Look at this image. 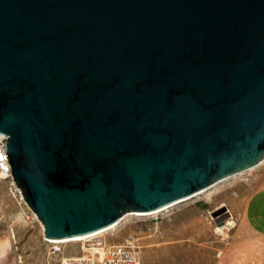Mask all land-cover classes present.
Returning a JSON list of instances; mask_svg holds the SVG:
<instances>
[{
	"label": "water",
	"instance_id": "water-1",
	"mask_svg": "<svg viewBox=\"0 0 264 264\" xmlns=\"http://www.w3.org/2000/svg\"><path fill=\"white\" fill-rule=\"evenodd\" d=\"M0 139L49 240L253 168L264 0H0Z\"/></svg>",
	"mask_w": 264,
	"mask_h": 264
},
{
	"label": "rangeland",
	"instance_id": "rangeland-1",
	"mask_svg": "<svg viewBox=\"0 0 264 264\" xmlns=\"http://www.w3.org/2000/svg\"><path fill=\"white\" fill-rule=\"evenodd\" d=\"M262 196L264 163L157 213L126 214L101 236L115 242L138 237L143 264H264ZM249 199L257 201L255 209L243 219ZM221 206L227 211L213 218ZM82 244L46 242L42 224L20 215L7 181L0 180V264H59L63 250L78 252Z\"/></svg>",
	"mask_w": 264,
	"mask_h": 264
},
{
	"label": "built area",
	"instance_id": "built-area-1",
	"mask_svg": "<svg viewBox=\"0 0 264 264\" xmlns=\"http://www.w3.org/2000/svg\"><path fill=\"white\" fill-rule=\"evenodd\" d=\"M0 180L7 181L9 193L20 206V215L27 220H38L35 213L25 203L21 188L11 177L5 145L1 139ZM82 240L85 241L88 252L79 256H65L60 264H141L137 246L133 242L107 244L101 233L90 235Z\"/></svg>",
	"mask_w": 264,
	"mask_h": 264
},
{
	"label": "crops",
	"instance_id": "crops-1",
	"mask_svg": "<svg viewBox=\"0 0 264 264\" xmlns=\"http://www.w3.org/2000/svg\"><path fill=\"white\" fill-rule=\"evenodd\" d=\"M262 163H264V159L260 162V163H258L256 166H254V167H257V166H259V165H261ZM253 167V168H254ZM253 168H250V169H253ZM209 189V188H208ZM207 190V189H206ZM262 199H264V196H262V197H260V201H262ZM258 200V201H259ZM264 201V200H263ZM262 201V202H263ZM256 200H254V199H249L248 200V203H247V205H246V207H245V209H244V213H243V219L245 218H247V214H248V216H249V214L251 213V211L253 210V209H255L254 207H255V205H256ZM262 209L264 210V202H263V206H262ZM159 212V211H158ZM250 212V213H249ZM157 213V212H156ZM153 214V213H152ZM125 217V216H124ZM123 217V218H124ZM248 219H249V217H248ZM121 220H123V219H121ZM121 220L119 221V222H117L116 224H114L113 225V227L111 226L110 228H108V229H106L105 231H107V230H109V229H113L116 225H118L120 222H121ZM154 223V222H153ZM154 227V226H153ZM152 227V228H153ZM156 228V227H155ZM261 231H262V233L264 234V227H262L261 228ZM102 233V232H101ZM103 237V239H104V241L107 243V244H109V243H124V242H133V243H135L136 244V246H137V249H138V253H139V258H140V263L141 264H143V262H142V258H141V246H140V244H139V242H138V237H136V238H134V237H131V238H125V239H123L122 241H120V242H115V241H110V240H108L105 236H102ZM43 239L46 241V242H48V243H52V244H61V243H67V242H70V241H65V242H50V241H47L45 238H44V236H43ZM75 241H81V240H75ZM56 247V249H58V246H55ZM87 246H86V244H82V250L81 251H78V252H72V251H65V250H63L64 252L60 255V258L58 259L59 260V264H60V262H61V259L63 258V257H65V256H79V255H82V254H85V253H87L88 252V249L86 248Z\"/></svg>",
	"mask_w": 264,
	"mask_h": 264
},
{
	"label": "bare ground",
	"instance_id": "bare-ground-1",
	"mask_svg": "<svg viewBox=\"0 0 264 264\" xmlns=\"http://www.w3.org/2000/svg\"><path fill=\"white\" fill-rule=\"evenodd\" d=\"M204 191V190H203ZM201 192V191H200ZM199 193V192H198ZM197 194V193H196ZM166 207H169V206H166ZM166 207H164V208H166ZM164 208H162V209H159V210H156V211H153V212H149V213H132V214H135V215H147V214H152V213H155V212H158V211H161V210H163ZM129 214V213H128ZM122 219V218H121ZM120 219V220H121ZM119 220V221H120ZM118 221V222H119ZM111 227V226H110ZM110 227H108V228H110ZM112 227H113V225H112ZM108 228H105V229H102V230H99V231H96V232H93V233H89V234H87V235H83V236H79V237H74V238H68V239H62V240H49V239H47L48 241H50V242H65V241H75V240H82V239H84L85 237H88V236H90V235H93V234H97V233H101V232H104L106 229H108ZM219 228V227H218Z\"/></svg>",
	"mask_w": 264,
	"mask_h": 264
}]
</instances>
